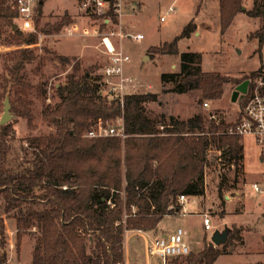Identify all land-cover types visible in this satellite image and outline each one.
<instances>
[{"label": "trees", "instance_id": "obj_1", "mask_svg": "<svg viewBox=\"0 0 264 264\" xmlns=\"http://www.w3.org/2000/svg\"><path fill=\"white\" fill-rule=\"evenodd\" d=\"M220 4L221 25L226 30L245 11L244 0H220ZM246 12L262 18L261 27L252 36L259 39L258 50L263 52L264 0H253L252 8ZM14 16L1 0L0 35L10 28L9 44L14 40L27 45L35 43L38 34L15 29ZM71 21L68 14L45 30L56 32ZM196 28L193 20L168 43L171 47L165 52L179 54L178 40ZM180 56L182 70L165 72L162 78L165 84L173 82V90L179 93L197 94L201 103L221 99L228 84L239 85L249 77L234 78L204 70L201 52H182ZM36 58L31 46L10 51V76L5 78L3 94L6 97L11 88L13 112L25 116L31 127H35V114L28 91L33 84L26 79L25 69ZM57 58L64 68L72 65L73 69L67 80L56 86L58 100L48 103L42 113L54 129L32 138L30 145L35 148V156L25 159L20 168L6 164L16 124L11 120L0 126V192L6 209L15 210L12 216L16 218L19 246L33 227L38 228L32 264H125L126 231L156 229L165 215L181 211L180 194L203 196L206 168L215 160L241 170L244 145L226 132L235 120H218L211 117L216 112L203 110L188 119H153L145 113L144 104L158 100V93H128L124 99L110 100L103 92L102 77L93 74L92 66L83 67L77 57ZM0 107L4 108L1 97ZM118 116L124 117L126 138L85 136V130L96 119L108 121ZM211 145L219 151L213 160L208 155ZM226 182V177L220 182L221 197ZM37 188L42 192H37ZM35 201L46 207L25 205ZM235 231L229 229L224 245L216 246L206 238L200 251L173 256L171 264H214ZM5 233L2 218L0 245L5 243ZM5 258L4 253L0 261Z\"/></svg>", "mask_w": 264, "mask_h": 264}, {"label": "rangeland", "instance_id": "obj_2", "mask_svg": "<svg viewBox=\"0 0 264 264\" xmlns=\"http://www.w3.org/2000/svg\"><path fill=\"white\" fill-rule=\"evenodd\" d=\"M244 6L245 11L240 12L232 24L223 30L220 0H128L125 30L130 33L142 32L145 37L141 40L134 37L123 39L124 48L131 55L126 74L133 79L126 86L124 95L149 91L158 93V100L144 104L145 113L153 119L165 118L169 121L171 116L188 119L200 110L207 113L216 112L220 119L227 121L237 119L239 102L243 98V92L237 99L235 98L238 85L228 84L224 96L218 100L206 99L205 101L209 102V106H206L205 102L199 101V96L195 93H179L173 90L174 83L165 84L162 74L180 72L182 70L180 53L188 51L202 53V67L206 71H217L234 78L249 76L245 79L264 72V48L263 52H260L259 39L252 36V33L261 27L262 18L252 17L246 12L252 8L253 0H244ZM132 7L135 8L134 11ZM79 13L77 0H44L36 15V31H24L19 28L26 34L37 33L35 43L27 45L14 40L9 44L7 36L10 28L0 35L2 101L6 98L3 95L7 84L5 78L10 76L7 67L11 63L7 59L10 51L19 46H31L37 53V58L29 62L25 69L26 79L33 84L28 94L33 100L35 127L29 125L25 116H18L15 113L16 117L13 120L17 131L9 141L10 150L6 162L9 168H20L25 159L33 158L35 148L30 145L32 138L54 129V125L45 120L42 113L48 103L54 104L58 100L56 86L65 82L73 69L72 65H65L64 68L57 56L77 57L83 67L92 66L93 73L96 72L97 66L106 63L107 55L99 39L59 35L63 26L69 22H65L56 32L48 33L45 30L64 16L69 14L74 20ZM162 16L165 17L164 20H161ZM193 20L197 28L178 40L180 53H166L165 51L171 47L168 43L181 35L184 27ZM41 58L44 62H40ZM9 90L11 91V88ZM103 92L110 100L117 98L108 96L110 91L107 84H104ZM3 109L0 107V115L3 114ZM123 120L124 117L118 116L104 122L113 125ZM89 129L85 130V136ZM241 142L244 144L241 170L236 171L234 164L229 165L220 159L215 160L216 163L206 168V192L198 198L196 208L191 204L188 205L190 213L167 214L159 225L161 228L159 236H167L178 227L186 229L188 244L195 252L202 249L206 238L213 242L212 236L216 230L234 228L236 231L229 246L223 250L214 264L264 262V192L256 191L252 187L256 181L263 182L264 185V141L247 135ZM218 154L217 148L211 145L208 150L209 158L213 160ZM224 177L227 178V182L222 188L224 196L221 197L220 182ZM37 192L42 190L37 188ZM25 205L38 209L46 207L44 203L36 201ZM14 211L6 209L5 197L0 192V226L2 218L6 224L5 243L0 245V260L5 253L4 264H32L38 228L33 227L23 237L19 246L16 218L12 216ZM203 213H208L210 217L212 227L209 229L204 225ZM130 238V244L140 251L144 260L146 248L143 238L137 235ZM172 258H169L168 264H171ZM151 264H163V261L153 256Z\"/></svg>", "mask_w": 264, "mask_h": 264}, {"label": "built area", "instance_id": "obj_3", "mask_svg": "<svg viewBox=\"0 0 264 264\" xmlns=\"http://www.w3.org/2000/svg\"><path fill=\"white\" fill-rule=\"evenodd\" d=\"M43 1L3 0V5L14 12V25L17 24L18 28L24 31H36V15ZM127 4L128 0H77L79 15L71 22L66 23L59 33L63 37L99 39L107 59L106 63L97 66L96 72L93 74L102 77L104 84L109 86L108 96H116L121 99L125 96L126 86L133 81L132 77L126 74V67L131 62V55L124 48L123 39L134 37L141 40L145 37L142 32H126L124 20ZM164 19L165 17L162 16L161 20ZM249 79L248 90L243 93V98L239 102L238 118L226 131L228 134L235 135L241 144V140L247 135L264 141V72ZM205 105L209 106V102L205 101ZM1 117L2 115H0V121ZM211 117L220 120L217 113H213ZM86 135L90 137L118 135L123 138L128 136L124 120L119 124L107 125L102 118L93 122ZM252 187L256 191L264 192L263 182L256 181ZM193 199L194 196L191 195H179L178 200L182 204V212H189L188 203H191ZM203 214L205 215L204 225L209 229L212 227L210 217L208 213ZM186 234V229L178 227L167 236L150 238L146 243V252L149 256L162 259L163 264H168L170 257L187 255L192 251ZM12 246H14L13 243Z\"/></svg>", "mask_w": 264, "mask_h": 264}, {"label": "crops", "instance_id": "obj_4", "mask_svg": "<svg viewBox=\"0 0 264 264\" xmlns=\"http://www.w3.org/2000/svg\"><path fill=\"white\" fill-rule=\"evenodd\" d=\"M134 5H135V3L133 2V6ZM132 10L134 11L135 8L132 7ZM196 33H198V32H196ZM199 197L200 196H194L193 201L191 203H188V205H191L192 204L196 208V206L198 205V201L197 200H198ZM188 210H189L188 213H190V209L189 208H188ZM181 212L182 211L177 212V213H181ZM159 225H160V223H159ZM159 225L154 230L130 229V230H127L126 231V234H125V264H151V258L153 256H149L147 254V252H146V249H145V258L143 260L142 257H141V255H140V251L137 250L136 247H134V246H132L130 244V239H131L130 237L132 235H137L139 237H142L143 238V241H144V244H145V248H146V243H147V241L150 238H153L155 236H159L158 235V234H160V231L159 230L161 229L159 227ZM186 239H187V237H186Z\"/></svg>", "mask_w": 264, "mask_h": 264}, {"label": "water", "instance_id": "obj_5", "mask_svg": "<svg viewBox=\"0 0 264 264\" xmlns=\"http://www.w3.org/2000/svg\"><path fill=\"white\" fill-rule=\"evenodd\" d=\"M17 27H18L17 24H15L14 28L16 29ZM249 83H250V79H245L243 82H241L237 86V90H236V94H235L236 99L238 98V96L241 92H243V93L247 92ZM10 92H11L10 90L7 92L6 98L4 100V109H3V114L1 117V121H0L1 125H4V124L10 122L11 120H13V118L16 117L15 112H13V110H12ZM228 238H229V228L226 227L222 231L216 230V232L212 236V241L216 245H222V244L227 242Z\"/></svg>", "mask_w": 264, "mask_h": 264}]
</instances>
